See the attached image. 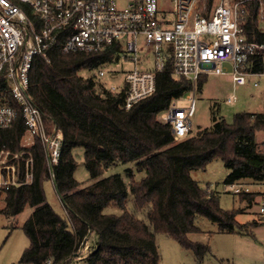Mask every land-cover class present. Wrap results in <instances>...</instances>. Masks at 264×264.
I'll use <instances>...</instances> for the list:
<instances>
[{
    "label": "trees",
    "instance_id": "16d2710c",
    "mask_svg": "<svg viewBox=\"0 0 264 264\" xmlns=\"http://www.w3.org/2000/svg\"><path fill=\"white\" fill-rule=\"evenodd\" d=\"M241 8L245 35L264 43V0H244ZM115 59L108 51L64 53L58 47L49 50L47 58L33 59L30 95L46 128L59 129L62 140L51 178L41 142L19 145L24 130L20 114L2 133L7 148L23 150L22 156L33 161L31 181L0 194V211L6 217L26 205L32 207L22 224L28 245L19 262L70 264L80 258L72 257L79 244L90 239L91 251L82 264H159L155 236L163 233L203 264L210 245L189 237L201 231L196 224L199 216L214 222L218 232L254 238L252 228L264 220L238 221L242 209L221 207L218 191L201 186L190 172L219 158L228 169L224 183L264 184V146L256 140L257 133L264 134V111H237L231 121L213 112L209 126L189 129L186 136L174 139L170 122L160 114L193 89L191 81L174 74L167 58L163 69L156 71L155 91L125 108L124 88L112 91L96 75L99 66ZM247 68L264 72V53L251 58ZM85 70L96 71L84 76ZM206 77L198 79L195 89H201ZM77 147L83 148V164L89 171V182L82 186L74 176ZM18 162L23 167V159ZM127 162H134V168H125L124 175L102 176L107 167ZM135 171L142 173L138 180ZM51 180L64 213L46 200L44 183ZM258 193L236 195L251 205ZM109 206L118 213L106 212ZM139 210L145 219L136 215Z\"/></svg>",
    "mask_w": 264,
    "mask_h": 264
},
{
    "label": "built area",
    "instance_id": "2783aa9c",
    "mask_svg": "<svg viewBox=\"0 0 264 264\" xmlns=\"http://www.w3.org/2000/svg\"><path fill=\"white\" fill-rule=\"evenodd\" d=\"M244 0H0V194L11 186L32 179V158L23 150L13 152L2 140L17 114L24 124L19 145L30 146L38 139L44 149L51 178L57 163L62 134L46 128L43 114L30 95V70L36 56L47 58L58 47L64 53L108 51L112 58L130 57L117 91L124 88L123 104L130 108L156 89V71L170 58L174 74L189 79L193 92L184 97L187 107L172 102L160 117L170 122L174 139L186 136L194 112V90L205 75L228 76L234 87L246 84L247 68L254 56L264 53V43L249 40L241 23ZM141 37V39H140ZM140 45V46H139ZM113 47V48H111ZM146 59L153 55L150 69H139L138 50ZM114 60V61H115ZM99 66L96 75H105ZM258 85L255 80L252 83ZM227 100H235L233 94ZM264 146V136L260 142ZM23 159V167L18 159ZM263 183L233 181L234 194L257 190V212L264 215Z\"/></svg>",
    "mask_w": 264,
    "mask_h": 264
},
{
    "label": "rangeland",
    "instance_id": "374dc122",
    "mask_svg": "<svg viewBox=\"0 0 264 264\" xmlns=\"http://www.w3.org/2000/svg\"><path fill=\"white\" fill-rule=\"evenodd\" d=\"M141 53L142 51L139 49L137 67L139 69L152 68L154 61L153 55L150 54L144 59L141 57ZM133 66L134 64L129 56H120L117 60L108 62L103 66L106 73L102 79L108 84L120 86L125 72ZM95 71L85 70L83 71V75L92 76ZM246 78V84L234 87L230 78L227 76L207 75L201 89L194 90L195 107L194 112L189 116L191 131L195 132L199 127L209 126L212 121L213 112L218 117H223L225 120L231 121L233 114L237 111H264V72L259 75H247ZM255 80L258 81L257 86L252 84ZM192 92L193 90L191 94ZM231 94L235 96V100L233 101L227 100V97ZM174 103L178 107H187L189 100L183 96L175 99ZM262 139L263 136L261 135L258 139L259 143ZM74 156L77 161L74 176L78 181H81L79 186H82L89 182V171L83 164V148H75ZM127 167L134 168V162L111 165L104 170L102 176L113 173L124 175V170ZM227 173L228 169L224 166L222 160L217 158L209 162L205 169L192 170L190 175L201 186L208 185L210 188L218 191L221 207L225 209H242V212L236 216L237 220L241 222L251 218L264 220V217L260 213H257V205L255 202H257L258 197L251 205L240 202L238 196L229 190L228 184L224 183V178ZM141 176L142 173L135 171V179L138 180ZM44 190L46 200L50 205L57 212L64 213L60 197L50 181L44 183ZM2 205L3 201L0 199V207ZM128 208H132L130 202ZM31 211L32 207L30 205H26L21 212L12 217H6L0 211V264H29L20 263L19 258L24 248L28 245V239L23 232L22 224ZM105 211L118 213V210L112 209L111 206L107 207ZM136 215L139 218L145 219L143 211H136ZM196 224L201 228V231L190 233L189 237L194 240L206 242L211 248L210 252L205 256L203 264H231L233 256L238 258L244 256V254H251L254 251L255 247L253 245L249 246L244 241L236 239V234L216 231V224L205 217H197ZM155 238L160 253L159 264H197L192 252L182 249L170 236L157 233ZM90 251V239L82 241L76 252V256L79 255L80 258L72 259L70 264H82Z\"/></svg>",
    "mask_w": 264,
    "mask_h": 264
},
{
    "label": "crops",
    "instance_id": "0c3cea01",
    "mask_svg": "<svg viewBox=\"0 0 264 264\" xmlns=\"http://www.w3.org/2000/svg\"><path fill=\"white\" fill-rule=\"evenodd\" d=\"M256 112H260V111H256ZM261 135L264 136L262 132L257 133V136H256L257 142H259L258 139ZM51 183L54 188L53 180H51ZM253 219L254 218H251L249 220L242 221V222L251 221ZM254 220H257V219H254ZM252 231L254 233V238L248 235H241L238 233H233L237 235L236 239L244 241V243L248 244L249 246L253 245V247L255 248L251 254H244V256L238 257V258L233 256L231 264H264V251H263L264 250V223L261 222L259 225L253 227Z\"/></svg>",
    "mask_w": 264,
    "mask_h": 264
},
{
    "label": "water",
    "instance_id": "95a60500",
    "mask_svg": "<svg viewBox=\"0 0 264 264\" xmlns=\"http://www.w3.org/2000/svg\"><path fill=\"white\" fill-rule=\"evenodd\" d=\"M55 191H56V193L58 194V196L60 197V194H59V192L57 191L56 188H55ZM75 254H76V253L72 254V257L75 256Z\"/></svg>",
    "mask_w": 264,
    "mask_h": 264
}]
</instances>
